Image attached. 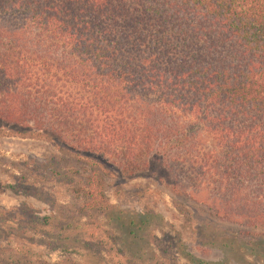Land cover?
Returning <instances> with one entry per match:
<instances>
[{"label": "trees", "instance_id": "obj_1", "mask_svg": "<svg viewBox=\"0 0 264 264\" xmlns=\"http://www.w3.org/2000/svg\"><path fill=\"white\" fill-rule=\"evenodd\" d=\"M0 129L55 148L8 185L43 207L0 208V264L98 262L92 229L125 264H264V0H0ZM134 177L221 259L124 209Z\"/></svg>", "mask_w": 264, "mask_h": 264}, {"label": "rangeland", "instance_id": "obj_2", "mask_svg": "<svg viewBox=\"0 0 264 264\" xmlns=\"http://www.w3.org/2000/svg\"><path fill=\"white\" fill-rule=\"evenodd\" d=\"M53 152H55V148L48 141L39 138L19 136L12 134L8 130L0 129V208H8L20 202L30 203L31 201L34 207H43L39 202L32 200L29 196H24L19 190L13 191L8 185L16 180V177L21 174V171H25L23 163L28 161V159H40ZM146 182L143 177L126 179V182L123 183L124 191L126 192L120 196V201L122 202L120 204L123 208L126 210H143L150 206L155 212H159L162 215L163 223L166 222L168 225L172 224L177 229V225L182 224L180 231L183 234V239L193 248L192 251L197 256L209 261L221 259L223 254L220 250L208 245H196V243H199L197 242L199 238L195 232L191 231L193 227L192 223L195 225L200 218L205 217L204 211L200 207H196L197 211H193L191 209L192 207L185 200L182 199V202L176 197L173 198V194L168 191L167 187H160L159 191L148 192L144 187ZM113 191L114 189L111 186H108L105 191L110 203L117 201L115 200ZM173 200L180 201V203L172 204ZM65 201L68 203L73 202L70 196H67ZM188 211L190 212L188 213ZM166 228L162 226V229L165 230ZM92 231L102 240L101 250L105 256V258L98 260V262L91 261L92 264H125L121 257L117 255L115 245L108 240L102 231L99 229H92ZM156 235L160 238L158 233ZM164 244V241L158 242L159 247H162ZM11 245L15 244L12 243ZM152 249L156 251V246L153 245ZM240 254L243 255L241 259L244 261H251L252 256L248 252L242 251ZM41 255L44 260L53 262L60 259L61 254L57 250L47 253L41 250ZM174 262L176 264H186L183 258L180 260L176 259ZM240 264L245 263L240 262ZM255 264L260 263L256 262Z\"/></svg>", "mask_w": 264, "mask_h": 264}]
</instances>
